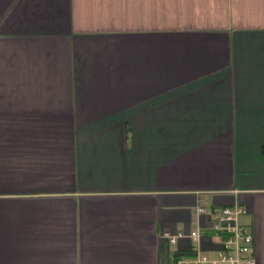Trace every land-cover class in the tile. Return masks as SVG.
I'll use <instances>...</instances> for the list:
<instances>
[{"label":"crops","instance_id":"obj_1","mask_svg":"<svg viewBox=\"0 0 264 264\" xmlns=\"http://www.w3.org/2000/svg\"><path fill=\"white\" fill-rule=\"evenodd\" d=\"M235 205L264 264V0H0V264L213 257Z\"/></svg>","mask_w":264,"mask_h":264},{"label":"built area","instance_id":"obj_2","mask_svg":"<svg viewBox=\"0 0 264 264\" xmlns=\"http://www.w3.org/2000/svg\"><path fill=\"white\" fill-rule=\"evenodd\" d=\"M199 211L213 219V230L220 238L216 255L212 257L196 246L192 257L180 259L176 264H258L254 256L253 233L241 222V217L247 213L243 206H225L215 210L200 207ZM167 237L170 245H176L180 238H190L198 244L202 235L197 229Z\"/></svg>","mask_w":264,"mask_h":264}]
</instances>
